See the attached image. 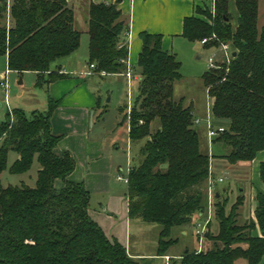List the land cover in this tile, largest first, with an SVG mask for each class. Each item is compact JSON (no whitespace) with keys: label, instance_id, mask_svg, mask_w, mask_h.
I'll use <instances>...</instances> for the list:
<instances>
[{"label":"trees","instance_id":"1","mask_svg":"<svg viewBox=\"0 0 264 264\" xmlns=\"http://www.w3.org/2000/svg\"><path fill=\"white\" fill-rule=\"evenodd\" d=\"M118 2L88 6V63L95 64L94 74L126 69L129 49L122 43L129 29ZM235 4V25L228 0H214V10L196 6L181 32L190 41L215 35L203 43L206 48L229 42L236 52L201 75L213 122L225 127L215 139L230 147L224 157L233 164L251 162L264 150V23L258 28V0ZM74 18L70 0H0V56L7 68L20 75L33 71L43 84L66 77L52 65L80 45ZM138 36L137 95L126 119L129 140L142 144L128 171L127 215L161 226L156 252L165 255L177 242L172 229L189 224L204 209L202 185L212 156L201 149L193 103L174 99V85L182 78L180 60L162 48V34L141 31ZM58 103L50 97L47 109L31 116L14 108L0 122V173L10 151L17 154L11 174L27 172L34 159L39 165L33 187L4 186L0 179V264H145L107 237L89 213L84 183L68 178L76 162L69 151H55L60 136L52 132L51 115ZM258 172L264 184V160ZM57 179L63 181L60 189ZM255 190L254 218L238 222L242 197L228 212L225 203L217 204V232L210 233L208 224L205 230L212 246L186 250L173 264H237L240 259L264 264V190Z\"/></svg>","mask_w":264,"mask_h":264},{"label":"rangeland","instance_id":"2","mask_svg":"<svg viewBox=\"0 0 264 264\" xmlns=\"http://www.w3.org/2000/svg\"><path fill=\"white\" fill-rule=\"evenodd\" d=\"M198 8L203 10L205 4L198 5ZM199 16L205 19L203 15L200 14ZM263 23L264 0H260L257 21L258 28H261ZM78 25L81 27L80 21ZM85 38V34H82L76 53L77 58L75 57V61L79 62L80 67L88 66L86 55L87 42ZM174 44L178 51L176 56L182 64L180 69L182 78L174 85V99L184 97V104L193 103L206 116V111L209 112L210 110V99L202 83L201 75L209 68L208 58L215 53L216 59L219 60L223 52L220 46L206 48L201 41H190L183 38L176 40ZM57 62L52 65L53 69L56 68ZM1 71L6 74L7 78L5 77L4 81L7 86L5 88L0 85V122L5 120L7 113L14 108L23 109L27 116H31L33 110H46L48 99L47 84L39 83V77L35 72L28 71L24 76L20 77L15 72L7 69L5 56H0ZM84 77L82 82L89 87L90 92L95 94L96 104L84 111L87 114V121L84 123L85 126L82 129L88 134V139L95 141V144L101 146L103 153L105 152L103 158L101 157L99 161L100 166L103 165L106 169L104 171L106 176L105 183L107 184L108 180V185L105 188L107 187V191L115 193L122 198L125 197L127 192V183L123 178L128 176L129 167L133 164L134 158L138 156L139 146L142 144V141L134 143L129 140L127 130L128 119H126V114L129 113L137 95L138 81L134 79L127 80L124 76L113 74H94L93 70ZM20 78L21 82H19ZM206 121V119H202L199 126L196 125V130L200 134L201 149L203 151L207 150L205 140L207 128H203ZM156 124L154 123L153 127ZM215 140L220 142L218 139ZM210 147L209 153L212 156L211 166L209 168V175L202 185L204 209L193 216L189 224L172 229L171 237L176 238L177 242L171 245L165 252V254L169 255V264L178 261L186 250H205L212 246L210 238L206 239L204 235L198 236L195 234L194 225L197 219L201 218L204 220L210 214L208 229L210 233L215 234L218 229V220L214 214L217 204L225 203L226 211L228 212L231 210V207L236 206V203L240 202V197H244L242 204L238 205L236 209L239 214L238 222L241 224L251 217L254 218L256 204H254L249 196L250 188L257 181V168L254 167V164L259 163L258 156L260 153H258L251 165L240 162L233 164L229 163L224 157L225 154L229 153L230 147L220 148L218 144L211 145ZM56 150L58 151V148ZM110 154L112 161L108 159ZM16 157L17 154L15 152H9L7 167L0 173L2 184L7 186L9 184L20 185L25 183L33 187L39 167L37 160L34 159L27 172L11 174L9 173V167ZM77 159L78 165L71 178L74 181L75 179L84 177L85 181L88 182L89 180L85 178L87 174L85 161L81 158L79 159V156ZM215 178H222V181L218 182L213 188H210L209 180H214ZM96 181L100 180L97 179ZM62 186L63 181L57 179L55 181L56 189H60ZM89 187L91 209L102 210L100 205L105 206L104 202L109 192L101 190V186ZM241 187L243 190L239 192ZM253 192V197L255 198L256 190ZM201 213L204 215L200 217ZM122 221L123 219L117 220V222ZM123 225L125 224L121 223L120 225L122 231H124ZM130 228L134 236L130 235L128 239H130V243L132 244L136 241L138 250L141 249L144 252L152 251L157 246L159 230L161 228L159 224L135 221L131 223ZM182 230H187V234H182ZM109 239L119 241L117 237ZM163 239L167 240V237H163ZM132 246L134 247V245ZM126 252L133 255V250L126 248ZM160 260L163 261V259ZM237 264H246V261L240 259Z\"/></svg>","mask_w":264,"mask_h":264},{"label":"crops","instance_id":"3","mask_svg":"<svg viewBox=\"0 0 264 264\" xmlns=\"http://www.w3.org/2000/svg\"><path fill=\"white\" fill-rule=\"evenodd\" d=\"M115 1L116 0H70L75 15L74 27L76 30L80 31L81 36L82 34H85L86 37L85 39L87 42V60L89 39L87 33L88 6L91 2L108 4L114 3ZM259 1L260 0H258V12ZM200 4H206L208 6H211L210 0H119L117 6L121 10L122 18L127 23L128 29L131 34L128 63L133 69L134 74H136L134 70L136 69L138 54L141 49V40L138 36L139 32L148 31L151 33L162 34V48L177 55L178 51L174 43L176 40H179L181 38L185 39L181 35L183 20L186 16H190L193 14L196 15V6ZM228 11L232 16V24H236L238 12L236 9L235 0H228ZM79 21L81 22V27H79L78 25ZM76 53L77 50L64 58H61L56 64L58 66L57 69L60 70V72L66 73L67 76L56 79L47 84L48 99L51 97L52 99L59 101L57 107L54 109L51 115L52 132L55 135L60 136L55 151L58 154H61L64 151H69L74 157L76 166L74 171L68 176L70 180H73L71 176L77 168V158L79 156V159L81 158L85 161V164L87 166V174L85 178H87L89 181L86 182L84 177L81 179H75L74 181L83 182L89 193V186H101V190L107 191V187L105 188V186L108 185V180L106 184V176L104 173L106 169L103 165L100 166L99 163L101 157L103 158L105 152L103 153L101 146L95 144V141H90L88 139V134L84 132V129H82L85 126L84 123L87 121V114H85L84 111L96 104V98L95 94L89 91V87L86 86L84 82H82V79L85 78L84 76L88 75L87 72L89 71V63L88 66L80 67L79 62L75 61V57L77 58ZM12 72L18 74L16 71ZM26 72L22 73L21 75H18L22 77ZM124 73L125 70L120 73H115L113 75L126 77ZM2 75H5L6 77V74L1 71L0 77ZM126 79L128 80L127 77ZM132 79L138 81V78ZM20 80L21 78L19 79V81ZM194 114L195 118H200V122L203 118H205V116L202 114V111H200V109L195 106ZM215 124L224 125L216 122ZM203 128H205V125L203 126ZM205 135L208 151H210V146H213L215 144H218L220 148H226V145L224 146V143L217 142L215 138L210 139L207 136V133ZM57 148L58 151L56 150ZM263 153L264 150L261 151L260 155L258 156L259 162L264 160ZM108 159L112 161L111 154L108 156ZM211 161L212 158L210 159V166ZM253 161H255V159L251 162L244 161L240 163L251 165ZM258 166L259 163L254 164V167L257 168V181L253 184V187L250 188L249 196V198L252 199L254 204H256L255 198L253 197V191L255 190L254 185L259 186L261 189L264 190V184L259 180ZM119 169L122 170L121 168ZM97 179H99L100 181H96ZM242 190L243 188L241 187L239 189V192H241ZM104 203L105 206L100 205L102 210H92L91 206H89V213L91 217L101 226L108 238L117 237L120 243L123 244V246H126L128 250H133V257L143 259L145 264H169V255H157V246L152 249V251L144 252L141 249H137L136 241H134L133 244L130 243V239H128V236L130 237V235H133L132 230L130 228L131 223H134L135 221L138 222L141 220L128 218L127 192L125 197L122 198L115 193L109 192ZM119 219H123V221L117 222V220ZM121 223L125 224L122 226L124 228V231L120 229ZM181 232L182 234H187V230H182ZM132 245H134V247ZM160 259H163V261H161Z\"/></svg>","mask_w":264,"mask_h":264},{"label":"built area","instance_id":"4","mask_svg":"<svg viewBox=\"0 0 264 264\" xmlns=\"http://www.w3.org/2000/svg\"><path fill=\"white\" fill-rule=\"evenodd\" d=\"M210 3H211V6H209V8L211 10H214L213 9V6H214V0H210ZM124 37H125V40L124 42L122 43V45H125L128 47L129 49V45H130V37H131V34H130V31L127 30L125 33H124ZM215 38V35H213L212 37L208 38V37H204L202 38L201 42L202 43H206L208 42L209 40L211 39H214ZM220 48L223 52L222 56H220V59L217 60L216 59V54L213 53L209 58H208V64H209V67H214L216 66L217 64V61H225V62H229L230 58L232 57V46L229 42H224V43H220ZM95 69V64L94 63H90L89 64V71L87 73H90L91 70L94 71ZM106 73L104 71L101 72V75H105ZM126 77L128 78V80L132 79V78H138L136 74L133 73V69L131 68V66L129 65L128 63V60L126 61V69H125V73ZM1 81H0V85L1 86H4L6 88L7 84L6 82L4 81L5 79V75H2L1 77ZM203 119H206V124H205V127L207 128V136L211 139V138H215L217 137L220 133H222L224 130H225V127L224 125H215L214 122H213V118L211 116V113H210V110L209 112H207V115L205 116V118ZM200 123V118H195L194 119V124L195 125H198ZM130 168V167H129ZM125 182L128 181V177H125L123 178ZM222 181V178H215L214 180L210 179L209 180V187L210 188H213L218 182H221ZM204 215L203 213L200 214V217ZM209 217H210V214H208L205 219H199L196 221L195 223V227H194V231H195V234L198 235V236H205V230H206V227H207V224L209 222ZM167 257V256H166Z\"/></svg>","mask_w":264,"mask_h":264},{"label":"water","instance_id":"5","mask_svg":"<svg viewBox=\"0 0 264 264\" xmlns=\"http://www.w3.org/2000/svg\"><path fill=\"white\" fill-rule=\"evenodd\" d=\"M235 55H236V52L233 51V52H232V56H235ZM19 82H21V80H20ZM224 146H225V144H224Z\"/></svg>","mask_w":264,"mask_h":264}]
</instances>
